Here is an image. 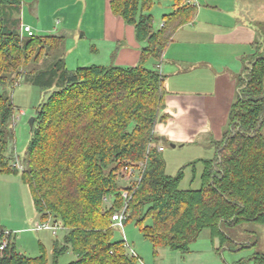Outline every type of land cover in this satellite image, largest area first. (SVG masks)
<instances>
[{"label": "trees", "instance_id": "1", "mask_svg": "<svg viewBox=\"0 0 264 264\" xmlns=\"http://www.w3.org/2000/svg\"><path fill=\"white\" fill-rule=\"evenodd\" d=\"M164 1L170 11L155 28L152 9ZM22 4L0 0V175L20 174L40 218L65 228L63 243H54V264L68 250L76 259L67 264H141L125 240L115 238L112 215L125 204V223H136L154 256L163 247L183 256L192 252L206 229L212 241H220L217 252L244 246L225 229L264 224V21L257 23L262 41L244 58L223 135L212 141L213 156L201 159L202 185L182 189L183 169L168 174L158 149L169 141L156 130L169 116L159 65L197 6L187 0H110L113 14L132 25L143 44L138 63L69 69L65 36L22 34ZM151 59L156 64L148 67ZM24 73L51 93L36 109L19 168L8 154L15 105L1 88L15 87ZM125 166L136 169L140 179L125 177ZM249 260L264 264V252L226 264ZM0 264H46V257L18 251L12 239L0 250Z\"/></svg>", "mask_w": 264, "mask_h": 264}, {"label": "crops", "instance_id": "2", "mask_svg": "<svg viewBox=\"0 0 264 264\" xmlns=\"http://www.w3.org/2000/svg\"><path fill=\"white\" fill-rule=\"evenodd\" d=\"M54 1L23 0L21 27L29 25L36 34L63 35L66 42L78 28L82 36L91 35L105 49L109 47L112 65L138 63L143 44L135 28L113 14L110 0H100V4L83 0L77 22L66 12L53 23L42 15L41 4L54 5ZM163 4L169 6L167 1ZM196 6L194 19L176 31L159 65L168 91L165 111L169 116L156 130L175 147L199 136L221 139L239 89L244 58L254 51L255 42L262 41L257 23L264 21V0H198Z\"/></svg>", "mask_w": 264, "mask_h": 264}, {"label": "rangeland", "instance_id": "3", "mask_svg": "<svg viewBox=\"0 0 264 264\" xmlns=\"http://www.w3.org/2000/svg\"><path fill=\"white\" fill-rule=\"evenodd\" d=\"M95 2L101 3L100 0H95ZM82 3L85 2L83 0H56L54 6L42 2V15H48L47 21L52 20L55 23L57 18L62 20V13L69 12L77 22V16L82 11ZM169 11L170 8L163 3L153 7L155 28L162 25V16ZM88 15L89 13L87 17ZM81 32L76 28L74 34L67 37L66 64L68 68L75 69L78 66L92 64L112 65L109 47L105 49L102 41L91 37V35L82 36ZM154 64H156V60L151 59L147 66L152 67ZM1 92L10 94L15 105V115L11 121V125L14 127V137L9 141L8 154L12 163L16 164L18 160H22L31 138L29 121L36 116L37 107L46 101L51 90L41 89L24 73L19 84L15 87L5 85L1 88ZM209 140H202L199 136L194 142H188L184 146L178 144L177 147H173L169 141L162 142L166 172L176 175L180 169H183L180 188L198 189L201 187V175L204 167L201 159L213 156L212 139ZM136 174H138L137 171ZM37 221L47 220L40 218L28 184L23 181L20 174H1L0 224L13 232V239L18 251L31 257L44 254L46 264H54V243L56 241L63 243L66 230L59 222L61 227L56 234L51 230H32V226ZM49 222L55 221L49 220ZM225 231L244 246L236 250L222 248L220 252H217L216 248H219L220 241L218 238L212 241L210 231L206 229L200 238L192 244V252L183 256L179 251L163 247L158 250V256H154L153 245L143 236L134 221L126 222L124 227L128 243L143 260H140L143 264H226L252 256L256 250L264 252V224L250 221L235 228H226ZM115 238L124 239L123 232L119 228H115ZM174 256H176L175 259ZM75 259V254L68 250L61 254L57 261L58 264H67ZM244 264L254 263L253 260H249Z\"/></svg>", "mask_w": 264, "mask_h": 264}, {"label": "built area", "instance_id": "4", "mask_svg": "<svg viewBox=\"0 0 264 264\" xmlns=\"http://www.w3.org/2000/svg\"><path fill=\"white\" fill-rule=\"evenodd\" d=\"M187 2L192 3L197 5L198 4V0H187ZM21 32L22 34H27V35H34L35 32L32 29L31 26L29 25H22L21 27ZM159 150L163 149V145H159L158 146ZM17 167L22 168V165L20 163V161L18 160V162L15 164ZM138 173V171H137ZM122 174L125 175V177H130V178H136V179H140L139 177V173L136 174V169H134L131 166H125ZM124 196L127 198L128 197V193L124 192ZM128 217V212H127V204H125V206L119 210L113 213L112 215V224L115 228H119L120 230H122L123 232V237L124 240L126 242V247L129 251V253L131 255H137V253L135 252V250L132 249L131 245L128 243L126 235L124 233V227H125V221ZM61 225L58 222H49V221H42V222H35L34 225L32 226V230H51L54 234L57 233V231L60 229ZM14 238V234L12 231L4 228L3 230H0V250H3L6 248V246L9 244V242L12 241V239ZM143 264V263H141Z\"/></svg>", "mask_w": 264, "mask_h": 264}, {"label": "water", "instance_id": "5", "mask_svg": "<svg viewBox=\"0 0 264 264\" xmlns=\"http://www.w3.org/2000/svg\"><path fill=\"white\" fill-rule=\"evenodd\" d=\"M34 120H35V117H32V118L30 119V121H29V124H30L31 127H32V125H33ZM172 146L175 147L176 144H175V143H172Z\"/></svg>", "mask_w": 264, "mask_h": 264}]
</instances>
